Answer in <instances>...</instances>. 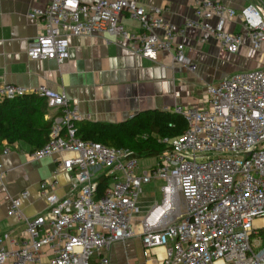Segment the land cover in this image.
Listing matches in <instances>:
<instances>
[{
    "label": "built area",
    "instance_id": "2783aa9c",
    "mask_svg": "<svg viewBox=\"0 0 264 264\" xmlns=\"http://www.w3.org/2000/svg\"><path fill=\"white\" fill-rule=\"evenodd\" d=\"M45 2L27 13L43 23L28 45L32 60L63 63L69 36L109 33L151 61L159 51H172L174 62L189 64L180 39L185 30L212 35L235 53L243 35L226 25L236 15L251 47L264 56V13L254 3L237 11L218 0H192L193 17L175 27L160 8L146 10L135 0ZM123 12L139 22L138 31L123 27ZM206 91V106L163 109L183 115L186 128L178 137L161 138L169 149L139 171L133 151L77 135L82 115L64 92L46 86L28 91L0 76V99L35 94L56 111L47 141L30 156L57 155L56 171L62 169L72 180L63 196L54 191L56 171L42 180L39 193L46 208L33 217L21 209L27 189L10 199L8 213L24 229L20 237L8 238L9 247L0 235V264H109L103 251L136 235L143 256L154 257L155 264H264V63L226 76ZM8 151L6 146L3 152ZM102 177L109 183L99 193ZM155 180L162 181L160 198L144 208L142 186Z\"/></svg>",
    "mask_w": 264,
    "mask_h": 264
},
{
    "label": "crops",
    "instance_id": "0c3cea01",
    "mask_svg": "<svg viewBox=\"0 0 264 264\" xmlns=\"http://www.w3.org/2000/svg\"><path fill=\"white\" fill-rule=\"evenodd\" d=\"M237 11L248 3L259 5L264 13V0H218ZM146 10L158 7L164 19L175 27L193 17L192 0H135ZM45 0H0V76L3 81L19 84L32 91L46 86L64 92L78 107L81 120L118 123L133 115L152 109L184 106H206V87L238 71L252 70L264 63L261 51L253 49L239 15L230 20L226 28L242 33L243 41L235 53L225 51L209 34L196 28H187L180 38L190 63H176L172 51H159L155 61L133 53L127 42L109 33L69 36V57L63 63L52 59H29L26 52L30 41L43 31V23L29 19L28 11L43 7ZM120 23L128 31H138L140 24L127 13ZM204 37V41L201 38ZM35 95V94H34ZM33 119L50 121L56 111L44 107L32 112ZM6 140L0 145V235L9 247V237H20L23 223L8 213L10 199L27 189L29 196L22 203L24 215L33 217L46 208L39 193V184L51 179L56 171L57 155L32 158L35 137ZM7 153L3 152L5 147ZM156 158V157H155ZM55 193H70L71 177L62 169L55 174ZM158 180L152 181L155 184ZM161 181V180H160ZM145 184L143 186H147ZM162 181L160 182V186ZM142 186V187H143ZM160 186L149 196L142 188L140 204L145 208L160 198ZM136 231L140 230L135 224ZM103 253L109 264H155L154 257H144L140 236L113 243ZM93 258H96L94 256Z\"/></svg>",
    "mask_w": 264,
    "mask_h": 264
},
{
    "label": "trees",
    "instance_id": "16d2710c",
    "mask_svg": "<svg viewBox=\"0 0 264 264\" xmlns=\"http://www.w3.org/2000/svg\"><path fill=\"white\" fill-rule=\"evenodd\" d=\"M47 107L44 98L27 94L15 99H0V145L3 140L12 143L19 139L35 137L34 150L48 139L52 120L33 119L32 112ZM77 135L107 146L122 147L133 151L137 158L157 157L169 147L161 143L163 137H178L185 128L183 115L174 111L152 109L139 112L118 123L80 120L76 123ZM108 178H100L98 192L108 185Z\"/></svg>",
    "mask_w": 264,
    "mask_h": 264
},
{
    "label": "rangeland",
    "instance_id": "374dc122",
    "mask_svg": "<svg viewBox=\"0 0 264 264\" xmlns=\"http://www.w3.org/2000/svg\"><path fill=\"white\" fill-rule=\"evenodd\" d=\"M156 163V158L153 157V156H149V157H142V158H138V164H139V171L143 170V169H146L152 165H154ZM160 180L157 181V183L155 184V187H153V183L152 184H149L147 186H143V191L145 193H149L148 195L149 196H154L156 195L154 193L155 190H157V188L160 186Z\"/></svg>",
    "mask_w": 264,
    "mask_h": 264
}]
</instances>
